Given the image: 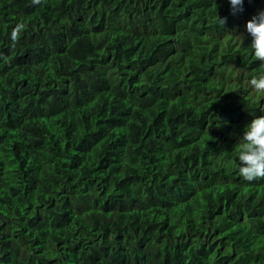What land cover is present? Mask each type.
Listing matches in <instances>:
<instances>
[{
    "label": "trees",
    "instance_id": "1",
    "mask_svg": "<svg viewBox=\"0 0 264 264\" xmlns=\"http://www.w3.org/2000/svg\"><path fill=\"white\" fill-rule=\"evenodd\" d=\"M244 1L0 0V264H264Z\"/></svg>",
    "mask_w": 264,
    "mask_h": 264
},
{
    "label": "clouds",
    "instance_id": "2",
    "mask_svg": "<svg viewBox=\"0 0 264 264\" xmlns=\"http://www.w3.org/2000/svg\"><path fill=\"white\" fill-rule=\"evenodd\" d=\"M264 0H259L258 4L247 1L250 7L256 6V9L248 17L251 19L246 23L247 34L251 37L249 48L253 56L262 62L264 67V9H259V4ZM230 13H239L245 6L244 0H229ZM220 23L224 20L219 18ZM14 28L11 32V38L15 40L18 32ZM247 32V33H246ZM250 85L257 91L264 92V72L254 76L250 80ZM238 151L236 152V161L238 172L245 180L264 177V115L253 117L243 129L242 135L238 137Z\"/></svg>",
    "mask_w": 264,
    "mask_h": 264
}]
</instances>
